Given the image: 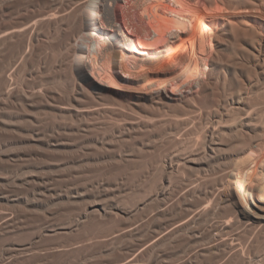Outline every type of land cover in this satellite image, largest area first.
Returning a JSON list of instances; mask_svg holds the SVG:
<instances>
[{"label": "bare ground", "instance_id": "obj_1", "mask_svg": "<svg viewBox=\"0 0 264 264\" xmlns=\"http://www.w3.org/2000/svg\"><path fill=\"white\" fill-rule=\"evenodd\" d=\"M132 1L140 43L119 0H0V167L69 155L65 190L59 170L1 178V201L25 188L22 213L68 222L8 244L27 223L3 203L0 264H264V0Z\"/></svg>", "mask_w": 264, "mask_h": 264}, {"label": "rangeland", "instance_id": "obj_2", "mask_svg": "<svg viewBox=\"0 0 264 264\" xmlns=\"http://www.w3.org/2000/svg\"><path fill=\"white\" fill-rule=\"evenodd\" d=\"M126 1H127V2H126ZM133 2H134V1H132V0H131L130 2H129L128 0H119L118 4H116L114 8H115V10H117L118 15L121 14V15H119V16H120V17H119V20H120V18L122 19V20H120V22L122 21L120 24H122V25L126 28V29L124 28L125 31H126L129 35L133 34V35H131V36L136 37L137 42L139 41L138 43H140V38L137 37V33H136V31H137L138 25H141V24L143 25V21H145V20L142 19V16L139 15V14H141V12L137 13V10H134V9L131 10V12H134V13H131L132 16H134L133 14H136V17L134 16L136 19L140 20L139 18L141 17V20H143L142 23H141V20L138 21V22H136V21H137L136 19L132 20L133 18H131V16L128 17V19H129V18H130V19H129V21H127L128 19H127V17H126V16H129L128 14L130 13V11L128 10V9H130V8H128V7H131V8H132L133 5L135 4V3H133ZM200 3H201V1H200L198 4L201 5ZM132 4H133V5H132ZM131 5H132V6H131ZM119 6H120V7H119ZM126 6H127V8H128V9H126L127 11L124 10V7L126 8ZM116 8H117V9H116ZM121 8H122L123 10H122ZM119 9H120V10H119ZM125 11H126V13H127L128 11H129V12L126 14ZM119 12H120V13H119ZM124 13H125L126 16L124 15ZM137 14L139 15V17L137 16ZM122 15H123V16H122ZM137 17H138V18H137ZM126 19H127V20H126ZM130 20H131L132 22L134 21V22H133L134 24H133L132 22L130 23ZM128 22H129V23H128ZM135 22H136V23H140V24L137 25ZM146 23H148V22L145 21V22H144V25L147 26L148 24H146ZM127 24H128V25H127ZM132 24H133V25H132ZM134 26H136V28H135ZM135 30H136V31H135ZM85 47H86V46H85ZM95 47H96V46H95ZM95 47H94V48H95ZM88 73H89V71H88ZM202 77H203V76L201 75V76H200V79H202ZM191 86H193V88H192V89H187V90H186L187 93L185 92L186 94H191V93H193V92H195V91L197 90V87H196L195 82H191ZM169 87H172V86L169 85ZM169 87H167V88L164 90V93L167 95V97L171 98L172 101H175L177 98H179V95H180V96L183 95V94H181L178 90H175V91L172 90L173 87H172L171 89H170ZM194 87H195V91H194ZM169 89H170L171 91H170ZM173 92H174V93H173ZM175 92H176V93H175ZM178 92H179V94H178ZM170 93H171V95H170ZM183 93H184V91H183ZM176 95H178V96H176ZM170 96H171V97H170ZM172 97L175 98V99L173 100ZM0 138H1V139H0V143L3 142V141L6 139L5 137H3V138H4V139H3L2 136H0ZM13 145H14V146H13ZM13 145H12V144H10V145L8 144L7 146H4L3 149H7V150L10 151L11 154H14V155H15V156H14L15 159L18 158V157L16 156V154H17V151L19 152V150L16 149V152H15V149H14V148H18V147L21 148V146H22V147L25 149V150H23V148H21L24 152H26V153H27V152H30V151H28V150H30V148L28 147L29 145H27L26 143H22V144L19 143V144H13ZM17 146H18V147H17ZM24 146H25V147L27 146V147L25 148ZM10 148H11V149H10ZM27 148H28V150H27ZM12 149H13V150H12ZM21 149H20V150H21ZM22 150H21V151H22ZM13 151H14V152H13ZM64 151L67 152V150H63V155H62V152H59V154H57L58 152L54 154V155H56V156L60 155V157L58 156L59 158L56 157V156H54V155H52L54 158H53L52 156H51L50 158H44V157H41V156L31 155V156H26V157H28L27 159H29V157H30L29 160H26V157H24V159H22L23 161H22V160H18V161L15 162V161H12V160H11V161H9V163L12 164V162H13L12 165H10V164H9V165H8V164H5L4 167H2V168L0 167V170H2V171L4 172V175H3V172L0 171V182H1V178H2V177L5 176V177H7V178H10L9 175H11V174L14 175V174L17 172L18 169H19V170L21 169V170H24V171H32L34 175H38V176H39L41 173H42L43 175H44V173H45V175H47L48 173H49V174H50V173H55V172L57 173L58 170H59V173H57V174H58L59 177H60V176L63 174V172H64V174H66V171H65V170H67L66 168H67V166H68V164H67V160H68V159H67V155H68V154L66 153V154H67V155H66ZM60 153H61V154H60ZM28 154H29V153H28ZM62 156H63V157H62ZM64 156H65V157H64ZM68 156H69V155H68ZM35 157H36V158H35ZM38 157H39V158H38ZM55 157L58 158V159H56ZM33 158H35L34 161H33ZM42 159L44 160L43 162L41 161ZM45 159H46V160H45ZM64 159H65V160H64ZM66 159H67V160H66ZM38 160H39V161H38ZM48 160H49V162H48ZM62 160H63L64 163L62 162ZM29 161H31V162L29 163ZM37 161H38V162H37ZM45 161H46V162H45ZM51 161H52V162H55V161H56L58 164H55V165H54V164H52ZM19 162H24L23 164H27V163H29V164H28L29 167L24 168L23 166H25V165H22L21 167H18L17 165L21 164V163H19ZM56 162H55V163H56ZM60 162H61V163H60ZM14 163H15L16 165H15ZM17 163H19V164H17ZM59 163H60V164H59ZM16 166H17V167H16ZM19 166H20V165H19ZM16 168H17V169H16ZM23 168H24V169H23ZM36 168H37V169H36ZM47 168H48V169H47ZM64 168H65V169H64ZM43 169H44L46 172H45ZM63 170H64V171H63ZM7 171H8V172H7ZM43 171H44V172H43ZM34 172H35V173H34ZM36 172H37V173H36ZM39 172H40V174H38ZM60 173H62V174H60ZM93 173H94V174L96 173V174H95L96 177H100V178H107V177L109 176V175H107V176L104 175V177H103V175H101V173L99 174V172L93 171V172L91 173V174H92V175H91L92 177L94 176ZM5 174H6V175H5ZM7 174H8V175H7ZM11 176H12V175H11ZM59 177H58L59 180L57 179V180L55 181V183H56V185L59 186L60 188L62 187L61 189L65 190V189L67 188V186H68V182H67L68 180H66L64 183H63V181L65 180L64 178H67V177H66V176H61V177H62V181H61V182H60L61 177H60V178H59ZM94 177H95V176H94ZM7 178H6V179H7ZM4 179H5V178H4ZM4 179H2V180H4ZM6 179H5V180H6ZM5 180H4V181H5ZM4 181H3V183H4ZM1 185H2V183H1ZM1 185H0L1 189H6V188L2 187ZM18 189H19V188H18ZM18 189L15 188V189L9 191V194H11V195H18V196H19L18 198H15V196H11V197H12V200L9 201V202L1 201V200H0V202H2V203L0 204V205H2L1 208L3 209V207L5 206L4 209H3L4 211L7 210L6 206H7L8 204H9L10 206H11V205L13 206V205L15 204L14 207H15V209H16V208H17L16 205H20V204H21V205H20V207H21V206H22V203H23L22 211H24L23 208L25 209L26 206H27V207H26L27 209H28V208H32V206L30 205V203H27V201H28V199H29V200L31 199L32 192H33L32 190H33V189L31 190L32 192H29L27 189H26V190H27V191H26L25 188H20L19 190H18ZM30 189H31V188H30ZM8 190H9V189H8ZM21 190H22V191H21ZM23 190H25V191H23ZM19 191H20L21 193L18 194ZM27 192H28V193H27ZM25 195H26V196H25ZM91 200H92V199H91ZM13 201H14V202H13ZM3 203H6V205L4 204V206H3ZM12 203H13V204H12ZM59 204H60V206H59ZM9 205H8V206H9ZM61 205H62V206H61ZM10 206H9V208H10ZM12 206H11V207H12ZM24 206H25V207H24ZM56 206H57V207H56ZM14 207H12V209H13ZM20 207H18V208L16 209V210H18V212H17L15 209H14V211L11 210V209H10V210H11V212H12V211H13V212L16 211V212L14 213V214H16V213L21 212V210H19ZM1 208H0V210H2ZM9 208H8V210H7L8 212H10ZM33 208H35V210H37L38 212L35 211V210H34V212L32 211V213L28 212V216H27V214L25 215L26 212H25V213H24V212H23V213L21 212V213L23 214V216H24V217H22V220H24V224L27 223V224L31 225V223H32V225H31L32 227L30 226V228H29V225L26 224L27 227H26V228L24 227V229L22 228V229H20L19 231H17L18 234H17V233H13V235H12V234L4 235L6 239L3 238L4 236H2V237L0 236L2 239H4V240H2L3 242L6 241L7 239H9V240L11 239V240L14 242V239H15V240H16L15 242L17 243V240H19V239H16L15 237H18V238H19V236H20V238H22L23 236H21V235H22V234H25V232H26V235H29V236H26V237H27V240H29V239H31V237L33 236V235H32L33 233H32L31 235L29 234V233H30L29 230H34V229L37 228L38 226H41V225L44 226V225H47L48 223H52L53 221H54V222L56 221L55 223H64V222H68V218H67V217H68V216H67V215H68V211H67L66 209H63L64 206H63V203H62V202H56V201H54V202H51V201H50V202H49V201H48V202H47V201H46V202H40V203H38L37 205H35ZM5 209H6V210H5ZM50 209H51L52 211H51ZM47 210H49V211H47ZM53 210H55V211H53ZM39 211H41V213H40ZM44 211H46L47 213L44 212ZM61 211H62V213H61ZM64 211H67V212H66L67 215L64 214V213H65ZM11 212H10V213H11ZM35 212H36V215H35ZM21 213H19V215H22ZM42 213H43V214H48L50 218H48L46 215H41ZM60 213H61V215H60ZM37 214H40L41 216H43V218H44L43 220H44V221L46 220V219H45V217H46V218L48 219L47 221H45L47 224H46L45 222H43L42 219H40L41 217L39 218L40 215H37ZM16 215H18V214H16ZM51 215H52V216H51ZM58 215H59L60 217H59ZM25 216H26V218H28V219H26ZM56 216L59 217V220H58V217L55 218ZM30 217H33L34 219H32V218L30 219ZM63 217H66L67 219L64 218V220H63V219H62ZM51 218H52V219H51ZM36 219H37V220H36ZM38 219H40L41 221L38 220ZM61 219H62V220H61ZM52 220H53V221H52ZM59 221H61V222H59ZM36 222H37V223L39 222V223L37 224ZM41 222H43V223H41ZM33 223H34V224H33ZM36 224H37V225H36ZM33 226H34V227H33ZM27 228H28V229H27ZM32 228H33V229H32ZM22 230H23V231H22ZM34 231H35V230H34ZM36 231H38V230L36 229ZM36 231H35L34 233H36ZM21 232H22V234H21ZM27 232H28V233H27ZM32 232H33V231H32ZM19 233H20V234H19ZM79 233H81V232H79ZM79 233H77V234H79ZM77 234H76V233L73 234V235L71 234V236H72L74 239H73L72 237H70V239H69L68 237H69L70 235H68V234H67L68 237L66 236V234H62V235H63V236H62L63 238H64V237H65V238L67 237L68 239L60 238L61 240H63L62 242L60 241L61 243H60V242H57V241L60 240V239H59V236H60L59 234H58V235H59L58 237H56L55 235H54V236H47L46 239H44V238H45V237H44V238H43L44 240L42 239V240H43V245L40 243L41 240L38 242V244H36L37 246H38V245L40 246V244H41V246H42V248L38 246L37 250H38L39 248H40V249L46 248V246L49 247L50 245H51V246H54V245H56V244H58V245H60V244H66V243H69L70 241L73 242V241L76 240V235H77ZM81 234H82V233H81ZM81 234H80V236H81ZM10 235H11V236H10ZM15 235H16V236H15ZM64 235H65V236H64ZM74 235H75V237H74ZM77 236H78V235H77ZM13 237H14V238H13ZM24 237H25V236H24ZM24 237H23L22 239H26V238H24ZM28 237H30V238H28ZM60 237H61V236H60ZM48 238H50L49 240H51V241H52L53 238H54V239H53V241L51 242V241L48 240ZM51 238H52V239H51ZM57 238H58V239H57ZM79 239H80V237L77 238V240H79ZM0 240H1V239H0ZM46 240H48V242H47L48 244H47L46 246H44V245L46 244ZM66 240H68V241H67V242H64V241H66ZM2 241H0V251H1L0 254H2L3 251H4V247H3V246H5V248H6V247L8 246V244L11 243V241H10V242H9V241H6V243L9 242V243L6 245V243H3ZM20 241H21V240H20ZM29 241H30V240H29ZM29 241H28V242H29ZM44 241H45V242H44ZM18 242H19V241H18ZM21 242L25 243L26 241H21ZM21 242H19V243H21ZM26 243H27V242H26ZM39 243H40V244H39ZM44 243H45V244H44ZM55 243H56V244H55ZM48 245H49V246H48ZM37 246H35V247H37ZM2 249H3V250H2ZM90 254H92V255H90ZM90 254H88V256H85L81 261H82V262H83V261H84V262H87V261H94V260H92V258H93V259L96 258L95 261H100V260L102 261V259H106V258L108 257V255H107L106 253H90ZM93 255H94V256H93ZM0 256H1V255H0ZM99 256H101V257H99ZM102 256H103V257H102ZM104 256H105V258H104ZM89 258H90V260H89ZM97 259H99V260H97ZM69 263H70V262H69ZM69 263H68V264H69ZM71 263H73V262H71ZM51 264H52V262H51ZM54 264H55V263H54ZM56 264H60V263L57 262ZM64 264H65V263H64ZM66 264H67V263H66Z\"/></svg>", "mask_w": 264, "mask_h": 264}]
</instances>
